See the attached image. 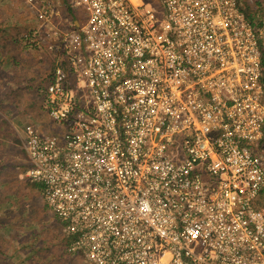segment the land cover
I'll return each instance as SVG.
<instances>
[{
  "label": "built area",
  "instance_id": "obj_1",
  "mask_svg": "<svg viewBox=\"0 0 264 264\" xmlns=\"http://www.w3.org/2000/svg\"><path fill=\"white\" fill-rule=\"evenodd\" d=\"M62 132L26 175L85 264H264V15L252 0H22ZM65 235V236H64Z\"/></svg>",
  "mask_w": 264,
  "mask_h": 264
},
{
  "label": "rangeland",
  "instance_id": "obj_2",
  "mask_svg": "<svg viewBox=\"0 0 264 264\" xmlns=\"http://www.w3.org/2000/svg\"><path fill=\"white\" fill-rule=\"evenodd\" d=\"M152 1L157 3V0ZM249 8L251 12L257 9L264 15V0H252ZM0 12L7 16L6 21L1 19V25L6 22L13 30L31 25L22 0H0ZM46 66L35 83L33 95L36 97L29 107L34 111L38 109V123L44 131L61 133L62 128L47 114L41 113V99L36 87L51 70ZM14 112L19 115H10V120L22 126L24 119L19 117L22 112L17 109ZM7 131L3 134H10L9 137L0 135V264H85L64 252L65 238L60 229L61 222L44 203L39 184L26 175L28 161L22 147L23 133L20 135L12 124L7 126ZM261 206L264 208V197Z\"/></svg>",
  "mask_w": 264,
  "mask_h": 264
},
{
  "label": "crops",
  "instance_id": "obj_3",
  "mask_svg": "<svg viewBox=\"0 0 264 264\" xmlns=\"http://www.w3.org/2000/svg\"><path fill=\"white\" fill-rule=\"evenodd\" d=\"M4 13L0 12V21L2 18L4 21L7 20ZM26 29L20 26L19 29L13 30L12 26H8L6 22L0 24V132H9L7 126L12 124L22 135L26 127L40 125L38 109L34 111L29 106L36 97L33 95L35 83L42 76L47 62L49 64L46 67L52 69V62L46 56L28 51L24 47L22 34ZM15 109L22 112L23 116L19 117L24 119L23 127L9 118L15 113Z\"/></svg>",
  "mask_w": 264,
  "mask_h": 264
},
{
  "label": "trees",
  "instance_id": "obj_4",
  "mask_svg": "<svg viewBox=\"0 0 264 264\" xmlns=\"http://www.w3.org/2000/svg\"><path fill=\"white\" fill-rule=\"evenodd\" d=\"M262 15H263V14H262ZM2 122H4V120H3ZM1 128H2V127H1ZM0 135H1V136L4 135L3 132H0ZM9 135H10V134H5L4 137H9ZM64 238H65V237H64ZM64 245H65V251H64V252H67V251H66V247H67V240H66V238H65V241H64ZM63 250H64V248H63ZM67 253H68V252H67ZM63 254H65V253H63ZM65 255H66V254H65ZM68 255H69V253H68Z\"/></svg>",
  "mask_w": 264,
  "mask_h": 264
}]
</instances>
